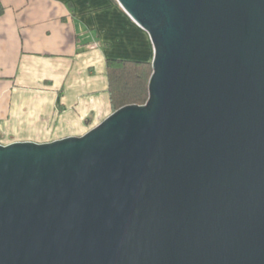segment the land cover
<instances>
[{
    "label": "water",
    "instance_id": "obj_1",
    "mask_svg": "<svg viewBox=\"0 0 264 264\" xmlns=\"http://www.w3.org/2000/svg\"><path fill=\"white\" fill-rule=\"evenodd\" d=\"M144 105L0 144V264H264V0H115Z\"/></svg>",
    "mask_w": 264,
    "mask_h": 264
},
{
    "label": "crops",
    "instance_id": "obj_2",
    "mask_svg": "<svg viewBox=\"0 0 264 264\" xmlns=\"http://www.w3.org/2000/svg\"><path fill=\"white\" fill-rule=\"evenodd\" d=\"M147 37L112 0H0V144L96 127L111 114L106 59L148 57Z\"/></svg>",
    "mask_w": 264,
    "mask_h": 264
},
{
    "label": "trees",
    "instance_id": "obj_3",
    "mask_svg": "<svg viewBox=\"0 0 264 264\" xmlns=\"http://www.w3.org/2000/svg\"><path fill=\"white\" fill-rule=\"evenodd\" d=\"M112 1L118 6L115 0ZM133 27L138 36L144 34L147 37V34L134 23ZM152 56L153 49L148 57L138 55L135 58L106 59L105 73L111 112H115L124 106L144 105L146 103L148 81L152 74Z\"/></svg>",
    "mask_w": 264,
    "mask_h": 264
},
{
    "label": "rangeland",
    "instance_id": "obj_4",
    "mask_svg": "<svg viewBox=\"0 0 264 264\" xmlns=\"http://www.w3.org/2000/svg\"><path fill=\"white\" fill-rule=\"evenodd\" d=\"M111 113H113V112H111Z\"/></svg>",
    "mask_w": 264,
    "mask_h": 264
}]
</instances>
